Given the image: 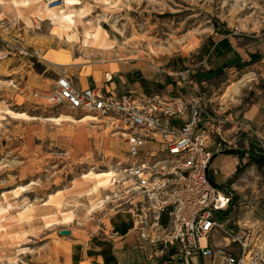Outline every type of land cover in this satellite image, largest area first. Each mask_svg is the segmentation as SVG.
<instances>
[{"label": "rangeland", "instance_id": "374dc122", "mask_svg": "<svg viewBox=\"0 0 264 264\" xmlns=\"http://www.w3.org/2000/svg\"><path fill=\"white\" fill-rule=\"evenodd\" d=\"M61 14L71 16V29L61 27ZM95 33L111 54L93 44ZM55 56L70 66L45 59ZM185 69L186 87L169 74ZM62 72L76 85L119 94L188 92L225 122L226 150L264 155V0H0V264H65L62 231L105 240L122 233L124 221L131 226L132 203L142 200L121 173L125 137L50 104ZM63 115L77 123L53 120ZM78 133L87 140L82 150L72 141ZM243 162L220 190L233 196L236 220L251 219L255 208L264 220V167L248 153ZM108 171L116 183L93 192L95 173ZM155 260L182 264L146 263Z\"/></svg>", "mask_w": 264, "mask_h": 264}, {"label": "built area", "instance_id": "2783aa9c", "mask_svg": "<svg viewBox=\"0 0 264 264\" xmlns=\"http://www.w3.org/2000/svg\"><path fill=\"white\" fill-rule=\"evenodd\" d=\"M169 74L185 87L191 82V69ZM47 98L83 118H100L125 137V184L131 182L127 188L142 198L132 203L133 224L144 244L158 247V256L173 252L182 264H264V226H242L234 218L233 196L209 179L213 158L229 147L222 144L225 122L201 98L188 92L119 94L76 85L63 72ZM218 237L229 245L221 248Z\"/></svg>", "mask_w": 264, "mask_h": 264}, {"label": "crops", "instance_id": "0c3cea01", "mask_svg": "<svg viewBox=\"0 0 264 264\" xmlns=\"http://www.w3.org/2000/svg\"><path fill=\"white\" fill-rule=\"evenodd\" d=\"M209 110L211 109L209 108ZM214 149V145H211V151H214ZM243 163V159L235 155H217L211 162L209 177L211 176V173H213V176L221 175V184L218 183L217 180L213 182H215V185L219 189L221 187L226 188L225 184L228 183L229 179L239 170V167H241ZM249 214L252 217L251 219L244 218L238 220L242 226L254 229L255 227L261 228L264 226V220L259 221L257 220V218H255V215H258L256 208L250 211ZM124 223L128 226L122 233L118 232V236H115L110 232L105 237V240H101L98 238L95 241L97 243H92L91 239L80 241L73 235V231H71L70 236L62 237L65 239H62V241H60V252L62 257H64L65 259V264H147L146 261L148 258L150 260H153L154 257H160L157 255V246H149L141 241L138 231L135 229V226L133 224V218L131 219V226H129L127 221H124ZM111 227L115 228L113 226ZM98 241H103L108 244H99ZM163 258H167L168 261L176 260L173 252H169L168 255ZM194 262L197 263V261ZM150 264L170 263H167L165 261L163 263V260H155L154 262H150Z\"/></svg>", "mask_w": 264, "mask_h": 264}, {"label": "bare ground", "instance_id": "6f19581e", "mask_svg": "<svg viewBox=\"0 0 264 264\" xmlns=\"http://www.w3.org/2000/svg\"><path fill=\"white\" fill-rule=\"evenodd\" d=\"M68 3H75V1H68ZM58 17H59V21L61 23V27L65 28V30H69V29L72 28L73 20H72L70 15L61 14ZM67 39L70 40L69 37ZM92 39H93V44L95 46H100L102 48L100 50H104V51L108 50L107 53L111 54L109 52L108 46L106 44H104V41L99 42V37H98L97 33L92 35ZM45 59H46V61H48L51 64L56 65V66H60V67H62V66H70V64H67V63L64 64V62H62V59L60 57H58V58L56 56L55 57H47ZM121 60H124V59H121ZM82 85H83V87H88L85 82H83ZM22 115H25V114H22ZM53 120L56 121V122H61L63 120V121L70 122V123H77V121L72 116H69V115H63L59 119L57 118V119H53ZM78 122H81V123H89V122L93 123L94 122L93 124L102 123V121H100L99 119L95 118L94 116H88L86 118L78 120ZM104 140H107V138H104ZM72 141H73V144L75 145V148H77L78 150H82L85 146H87L86 137L83 136L82 133L76 134L73 137ZM124 172H126V171H123L121 173H124ZM95 175H96V178L99 180L98 181V185L99 186L94 187L93 192L98 193L99 192V187H102L104 185H108L110 182L116 183V180H114V177H116L118 174H116L114 171H108V172H102V173H95ZM101 178H104L105 181L100 180ZM22 189H23V191H25L24 187ZM66 220L69 223L72 222V220L70 218L66 219Z\"/></svg>", "mask_w": 264, "mask_h": 264}, {"label": "trees", "instance_id": "16d2710c", "mask_svg": "<svg viewBox=\"0 0 264 264\" xmlns=\"http://www.w3.org/2000/svg\"><path fill=\"white\" fill-rule=\"evenodd\" d=\"M247 153L249 154V159L251 164L256 165L259 168H263L264 167V155L261 153H256L254 150H250V152H244V151H237V150H225L224 154H228V155H235L238 156L242 159H244V157L247 155ZM215 184V182H213ZM226 192H229V190H225ZM224 191V192H225ZM164 224H167V221L164 220Z\"/></svg>", "mask_w": 264, "mask_h": 264}, {"label": "water", "instance_id": "95a60500", "mask_svg": "<svg viewBox=\"0 0 264 264\" xmlns=\"http://www.w3.org/2000/svg\"><path fill=\"white\" fill-rule=\"evenodd\" d=\"M70 235H71V231H69V230L61 232V236H63V237H67V236H70Z\"/></svg>", "mask_w": 264, "mask_h": 264}]
</instances>
